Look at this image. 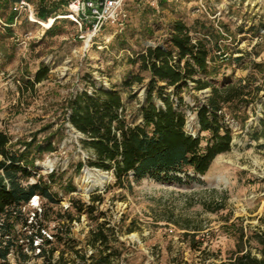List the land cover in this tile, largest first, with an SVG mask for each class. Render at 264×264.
Instances as JSON below:
<instances>
[{"label":"rangeland","instance_id":"1","mask_svg":"<svg viewBox=\"0 0 264 264\" xmlns=\"http://www.w3.org/2000/svg\"><path fill=\"white\" fill-rule=\"evenodd\" d=\"M29 1L36 13L39 0ZM58 8L51 17L57 21L55 35L46 33L52 26L45 27L37 18L31 20L28 7L18 10L11 31L0 17L3 128L14 141L35 137L38 143L60 126L66 132L56 142L57 149L43 154L36 163L39 174L55 173L52 191L59 201L50 203L37 195L39 199L23 209L30 222L36 212L42 216L35 217L34 226H17L25 247L24 237L35 234L41 225L51 235L63 229L65 239L53 240L56 250L50 258L30 250L25 264H96L90 256L98 252L89 241L91 230L99 223H105L110 234L115 253L111 264L220 263L235 249V226L231 225L255 229L264 217V89L241 119L227 115L234 133L232 148L216 157L206 175L190 170V178L181 173L179 180L148 176L132 189L117 186L111 172L80 164L91 152L81 146V132L66 121V100L94 87H116L129 108H138L146 97L150 72L141 71L130 58L147 46L168 44L178 20L194 27L195 37H203L205 26L223 35L221 42L230 56L219 64V74L214 77L217 84L236 83L251 75L256 85L264 87V72L252 71L254 63L264 64V0H127L123 20L106 25L94 36L66 17L68 6ZM11 9L4 8V14L8 16ZM239 56H243L241 61L236 60ZM42 64L50 67V78L37 85L36 93L23 94L20 86L33 78ZM139 73L146 77L143 85L125 86ZM210 91H186L185 102L197 107ZM132 94L136 97L131 98ZM189 114V129L196 133V114L190 109ZM87 169L92 172L91 181H84ZM37 179L35 175L30 181ZM97 194L104 201L95 203L98 209L93 215L87 211L80 214L72 205L73 198L93 203ZM69 207L80 217L71 223L59 218ZM45 210L49 212L45 214ZM22 262L14 251L4 264Z\"/></svg>","mask_w":264,"mask_h":264},{"label":"trees","instance_id":"2","mask_svg":"<svg viewBox=\"0 0 264 264\" xmlns=\"http://www.w3.org/2000/svg\"><path fill=\"white\" fill-rule=\"evenodd\" d=\"M17 2L21 0H0V17L5 19L10 31L18 14L14 9ZM69 2L39 0L35 15L37 19L47 21L55 16L58 6L67 7ZM9 7L12 9L6 16L3 9ZM56 22L46 32L48 35L57 34ZM193 29L185 21L178 20L168 44L147 46L130 58V62L138 65L141 71L150 72L145 85L146 97L138 108H129L116 87H94L93 90L79 91L66 100V121L81 132V146L91 152L81 165L87 163L111 172L117 186L132 189L135 183L148 176L179 180L181 173L190 178V170L206 175L216 157L231 150L234 133L227 123V115L241 119L246 109L260 98L264 87L256 85L251 75L236 83L217 84L214 77L219 74V64L230 56L223 48V35L214 27L205 26L203 37H195ZM242 59L243 56L236 58L237 61ZM254 69L264 72V64L254 63L252 71ZM49 78L50 67L42 64L20 89L23 94L32 95L37 92V85ZM145 80L146 77L139 73L128 79L125 86L133 88L134 84L143 85ZM192 89L211 91L203 104L190 107L185 102L184 93ZM134 97L136 95L132 94L131 98ZM189 109L195 112L199 123L196 133L189 129ZM3 126L0 118V264L6 263L14 251L19 258L22 257V264L31 257L30 250L36 252L40 249L39 256L50 258L56 250L52 247L53 240L63 242L65 239L63 229L61 233L58 229L51 239L43 232L46 227L41 225L35 234L24 237L25 247L20 243L17 226H34L35 217L42 216L36 212L30 222L24 213V206L35 196L39 195L50 203L59 201L58 195L52 191L55 173L39 174L36 163L43 154L57 149L56 142L66 135L65 127L60 126L57 131L50 132L44 142L38 143L35 137L31 141H14ZM35 175L38 179L31 182ZM92 200L93 203L87 204L73 198L72 205L80 214L87 211L93 215L98 209L95 203H102L104 197L97 194ZM48 212L45 210V214ZM59 215L70 223L80 218L70 207ZM260 221L261 225L255 229L233 223L235 249L216 264H264L263 216ZM105 226V223H99L97 229L91 230L89 244L98 253H93L90 258L95 259L96 264H111L115 254L111 251L110 234ZM37 239L42 240L39 246H36ZM48 245L50 249L46 247ZM84 258L88 259L86 255Z\"/></svg>","mask_w":264,"mask_h":264},{"label":"built area","instance_id":"3","mask_svg":"<svg viewBox=\"0 0 264 264\" xmlns=\"http://www.w3.org/2000/svg\"><path fill=\"white\" fill-rule=\"evenodd\" d=\"M199 1L203 2V0ZM126 2L127 0H70L66 17L78 23L81 28L85 27L94 36L98 35L106 25L123 20L126 16ZM27 7L31 9V20L37 18L29 0H21V2L14 4V9L17 11ZM37 199L39 196H35L31 202ZM43 232L49 238L54 239L47 230H43ZM41 243L42 240L37 239L36 246L41 245ZM38 250L40 252V249Z\"/></svg>","mask_w":264,"mask_h":264},{"label":"bare ground","instance_id":"4","mask_svg":"<svg viewBox=\"0 0 264 264\" xmlns=\"http://www.w3.org/2000/svg\"><path fill=\"white\" fill-rule=\"evenodd\" d=\"M35 20H37V19H35ZM37 21H39L45 27H51L52 24L54 23L55 19L51 18V20H49V21H40V20H37ZM91 179H92V172L89 169H87L86 170V176L84 177V181H91Z\"/></svg>","mask_w":264,"mask_h":264}]
</instances>
